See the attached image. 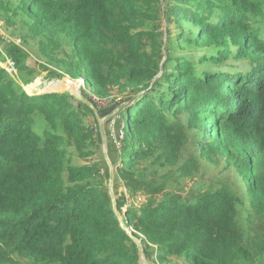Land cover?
Wrapping results in <instances>:
<instances>
[{
	"label": "trees",
	"instance_id": "trees-1",
	"mask_svg": "<svg viewBox=\"0 0 264 264\" xmlns=\"http://www.w3.org/2000/svg\"><path fill=\"white\" fill-rule=\"evenodd\" d=\"M163 2L0 0L49 64L38 72L0 33V264H138L100 163H72L97 153L92 112L66 91L32 93L41 71L127 95L114 103L116 208L152 264H264V0ZM216 157L222 173H201Z\"/></svg>",
	"mask_w": 264,
	"mask_h": 264
},
{
	"label": "rangeland",
	"instance_id": "rangeland-1",
	"mask_svg": "<svg viewBox=\"0 0 264 264\" xmlns=\"http://www.w3.org/2000/svg\"><path fill=\"white\" fill-rule=\"evenodd\" d=\"M163 2V0H162ZM163 5H165V3L163 2L162 3ZM19 16H17V18H15V22L17 24V26L19 25H22L23 27L21 28V31L22 33H24L26 31V27L24 26V23L28 21V18L25 14L19 12ZM22 22V23H20ZM163 27H164V24H163ZM263 27V26H261ZM171 31H173L174 35L177 33V30L174 29L171 25ZM19 32H20V29L19 28H16V31H13L11 28H8L7 25L5 24L4 20L3 19H0V33L7 37V38H13L15 39V42L17 44H24L25 45V48L26 50L28 51L29 53V56H28V59H27V63L28 65L30 66H33V67H37V71L39 72L41 70V67H39L38 65L39 64H44V65H47L49 66V64L46 62L45 58L42 56V54L38 51V46L35 42L31 41V42H27V43H22L21 41V38L19 37ZM264 33V32H263ZM64 48V44L62 45ZM0 49H1V45H0ZM56 51V54L57 55H61V51L59 49H55ZM207 49H193V50H188L186 51L185 53L190 55V56H197V55H200L204 52H206ZM7 62H9L7 60ZM7 64L8 63H2L0 61V65L1 67H7ZM9 65V64H8ZM242 65L244 66L245 63H242ZM10 70V68H9ZM42 76H46V72L45 71H41L40 75H37L35 78H34V81L32 82L33 85H35L36 87L34 89H32V93H44V92H47V91H55V92H62V91H66V92H69V90H73L76 88V84L74 82H69V81H66L68 78L65 77V78H61L59 79L58 81H62L63 83H67V86L63 87V86H60L59 85V82H54V84H52L53 81H45L42 79ZM67 78V79H66ZM37 80H39V82H37ZM42 80V82H41ZM30 84V85H27V86H23L24 87V90H26V92H28V90L26 89V87H30L33 88V85ZM57 85H59L57 87ZM55 89H52L54 88ZM85 87H86V90L88 92H94L93 90V87L90 86L89 84H85ZM51 88V89H49ZM31 94V93H30ZM112 101L110 103H107L106 106L104 107H101V108H98V109H102V108H107V110H103L105 112H108L110 110H113L112 114L113 115L111 117L110 120L107 121L106 123V126H107V131L108 133L110 134V137L112 138V140L114 141V144L116 146V148L118 149L119 148V144H118V141H120L121 139V135L118 131V122H117V115H118V112H119V107L114 105L115 102H121L120 105L122 104L123 100H125V96L127 95H124L123 97L121 95H118V94H112ZM118 108V109H116ZM95 123V121H94ZM94 127H95V124H94ZM96 131V129H95ZM96 133V132H95ZM109 151L107 152V155H109ZM112 157L114 158L115 155L113 154ZM110 155H109V159L112 163V166H113V186L115 185V189H114V193L116 196H120L121 193H124L126 192V190L124 189L123 186H121V184L118 185L117 183V180H116V168L117 166L119 165V160L118 158L116 157L114 160ZM71 159H72V163L76 164V165H82V164H98L100 163L101 165V171L109 176V173H108V166L106 165V162L105 160L103 159V156H102V153L99 151V149L97 148V153L94 154L93 156L89 157L87 160H84V159H81L79 157H77V155H75V153L71 152ZM202 164V162H201ZM103 166H105L103 168ZM223 164H220L219 162V158L216 157L215 160L213 162L211 161H208V160H203V164H202V168H201V173L204 171L205 174L207 176H213V175H219L222 173V170H223ZM202 182V180H199V182ZM194 185V182H191V181H185L184 182V186L186 188L190 187ZM126 198H128V195L126 194ZM143 198H137L134 202H132V206L134 207H138L141 202H143ZM127 204L123 207V211H125L127 209ZM122 216V215H121ZM131 230V229H130ZM132 231V230H131ZM21 264H27L25 261L21 260L20 261Z\"/></svg>",
	"mask_w": 264,
	"mask_h": 264
},
{
	"label": "water",
	"instance_id": "water-1",
	"mask_svg": "<svg viewBox=\"0 0 264 264\" xmlns=\"http://www.w3.org/2000/svg\"><path fill=\"white\" fill-rule=\"evenodd\" d=\"M69 93L74 97L75 100L81 102L87 109L92 112L95 120V129H96V136H97V146L99 151L102 153L103 159L106 162V165L108 166V173L109 176L105 175L106 179V188L108 191V194L111 199L112 203V210L114 211V214L120 224V227L123 231L127 234V236L134 242L137 248V254H138V264H152V261L149 260L145 254L144 247L141 243V240L136 238V236L133 234V232L128 229L123 222V218L120 214V212L116 208V195L114 193L115 185L113 186V166L109 159V155L112 157L114 154L115 157L113 160L117 157V148L114 144V141L110 137V134L107 131L106 123L108 120L111 119L113 115V110H110L105 113H101L98 111V109L95 107L93 102L89 99L88 95L81 91L79 86H76L75 89L69 90ZM120 108V107H119ZM118 109V108H116ZM110 152L109 155H107V152ZM105 166H103L104 168ZM117 180V178H116ZM118 183V182H117ZM119 185V184H118ZM114 188V189H113Z\"/></svg>",
	"mask_w": 264,
	"mask_h": 264
},
{
	"label": "built area",
	"instance_id": "built-area-1",
	"mask_svg": "<svg viewBox=\"0 0 264 264\" xmlns=\"http://www.w3.org/2000/svg\"><path fill=\"white\" fill-rule=\"evenodd\" d=\"M66 81L74 82L76 86H79L82 92L88 95L89 99L95 104L96 107L101 108L107 105V103H110L112 101V96L106 97V98H100L92 94L91 92H88L84 86V80L83 79H77V80H70L67 79ZM59 82V81H57ZM54 84V82H52Z\"/></svg>",
	"mask_w": 264,
	"mask_h": 264
},
{
	"label": "clouds",
	"instance_id": "clouds-1",
	"mask_svg": "<svg viewBox=\"0 0 264 264\" xmlns=\"http://www.w3.org/2000/svg\"><path fill=\"white\" fill-rule=\"evenodd\" d=\"M82 91V90H81Z\"/></svg>",
	"mask_w": 264,
	"mask_h": 264
}]
</instances>
